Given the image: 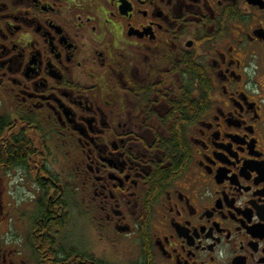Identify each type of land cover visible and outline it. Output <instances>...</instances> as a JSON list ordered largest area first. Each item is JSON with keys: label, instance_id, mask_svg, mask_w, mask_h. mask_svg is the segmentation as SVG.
<instances>
[{"label": "flooded vegetation", "instance_id": "af4514ba", "mask_svg": "<svg viewBox=\"0 0 264 264\" xmlns=\"http://www.w3.org/2000/svg\"><path fill=\"white\" fill-rule=\"evenodd\" d=\"M7 123L0 264H264V0H0Z\"/></svg>", "mask_w": 264, "mask_h": 264}, {"label": "trees", "instance_id": "16d2710c", "mask_svg": "<svg viewBox=\"0 0 264 264\" xmlns=\"http://www.w3.org/2000/svg\"><path fill=\"white\" fill-rule=\"evenodd\" d=\"M194 107V106H193ZM195 116H193L194 118ZM195 119V118H194ZM8 123L4 126L3 124L0 125V137L4 136L6 133V129L8 128ZM8 136V133H7ZM38 135L35 134L31 139H28L29 137H26L23 135V133H18V140L16 144H11L9 141L7 144V151L9 157H17V160L14 163H9V165L6 166L10 168H16L18 166H28L31 164L28 155L38 153L41 146V140L38 139ZM43 162H41L42 165ZM40 170V169H39ZM37 170V171H39ZM40 173V172H39ZM56 179V178H55ZM54 231L55 236H62L63 229H64V222L63 220L59 219L56 223H54ZM52 259H57V256L52 257ZM143 264V262H142Z\"/></svg>", "mask_w": 264, "mask_h": 264}, {"label": "rangeland", "instance_id": "374dc122", "mask_svg": "<svg viewBox=\"0 0 264 264\" xmlns=\"http://www.w3.org/2000/svg\"><path fill=\"white\" fill-rule=\"evenodd\" d=\"M53 156H55V154H53ZM60 159H62V158H59V160ZM60 161H58V160L55 161L54 160V167H55V170L59 171V169L56 166H58L60 164L63 165L64 167L62 168L61 173H59L60 175L62 174V176H63L65 174V172H66L67 166L65 165V162L62 163L63 160H60ZM9 186H10V184H8L7 189L9 188ZM17 194L18 195H21L19 192ZM22 194H24V193L22 192ZM75 204L77 205V201L75 202ZM72 222H73L72 223V226L69 227L67 233H71V234H74V233L75 234H82L83 231L80 230L79 228H77V221L74 219ZM118 250H119L118 251V256L115 255V257L116 258H120L121 260H124L126 264H128L129 262L135 261L138 258V256H139V251L130 249L129 247L128 248L127 247H124L123 245L120 246L118 248Z\"/></svg>", "mask_w": 264, "mask_h": 264}]
</instances>
